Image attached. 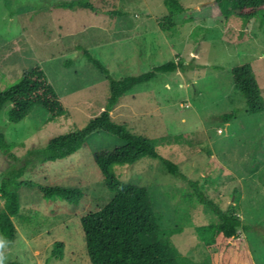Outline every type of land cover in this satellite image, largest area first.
<instances>
[{
  "label": "rangeland",
  "instance_id": "374dc122",
  "mask_svg": "<svg viewBox=\"0 0 264 264\" xmlns=\"http://www.w3.org/2000/svg\"><path fill=\"white\" fill-rule=\"evenodd\" d=\"M69 1L0 0V90L38 65L66 109L49 120L34 105L15 124L1 112L0 130L19 159L13 162L0 152V181L12 165H22L28 152L44 148L52 137L79 131L103 110L107 79L82 49L116 80L179 61L183 69L156 73L134 86L110 114L113 122L148 139L185 176L170 175L159 160L149 158L113 169L121 181L146 187L160 216L159 232L142 241L173 244L178 264H203L193 228L213 217L194 195L190 183L196 182L217 205L239 207L250 228L242 231L249 264H264V111L245 115L244 97L231 74L234 67L250 65L264 101V10L247 20L229 11L225 20L211 14V0H180L185 9L165 30L158 24L168 15L164 0L60 6ZM230 110L237 116L223 121L222 113ZM122 144L111 134L96 132L70 156L26 168L22 180L36 184L17 189L20 209L12 218L17 237L3 249L5 264H92L80 220L112 196L93 156ZM46 185L77 188L81 196L76 204L46 201L39 189Z\"/></svg>",
  "mask_w": 264,
  "mask_h": 264
},
{
  "label": "trees",
  "instance_id": "16d2710c",
  "mask_svg": "<svg viewBox=\"0 0 264 264\" xmlns=\"http://www.w3.org/2000/svg\"><path fill=\"white\" fill-rule=\"evenodd\" d=\"M88 0H70L61 3L62 7L77 4L88 7ZM211 14L213 16L228 15L247 20L254 18L264 10V0H211ZM168 15L158 24L167 30L175 24L172 19L175 14L184 11L180 0H164ZM231 11V13H228ZM116 11L112 10L111 13ZM119 14V13H118ZM224 20V21H225ZM82 54L86 60L105 75L108 82V94L101 113L89 120L79 131L55 136L48 140L44 148L28 152L21 161V166L14 167L13 162L18 157L10 149L5 134L0 130V152L7 155L10 168L0 181V196L4 206L0 209V235L6 246L12 244L17 237V229L12 218L19 213L20 186H35V182H24L22 176L29 166L36 163L54 162L70 156L81 148L85 139L96 132H105L122 141V145L109 151L94 154L93 160L100 173L104 186L112 192L106 204L96 211L81 217V228L84 235L86 252L92 264H178L177 248L168 242L142 241L143 237L151 239L159 232L160 216L154 211L151 195L144 186L123 182L115 175L113 169L117 166L131 165L143 158L159 160L166 171L177 178L185 180L178 166L169 159L160 156L148 139L139 136L123 125L111 120L110 114L119 98L134 86L154 78L156 73L175 72L183 69L179 61H167L152 67L149 71L138 75L113 79L107 69L85 49ZM68 62H66V65ZM234 88L244 97L247 113L258 114L264 111V101L261 91L250 65L243 64L231 70ZM34 105H39L49 120L65 114L66 109L60 95L49 82L44 70L36 65L29 71L22 73L17 82L4 90H0V115L4 111L9 124H15L25 118ZM237 116V112L230 110L223 112L222 120L228 122ZM194 195L213 220L195 225L194 237L203 250V264H249V248L245 244L243 230H249L239 215L237 206L222 207L205 196L196 182L190 183ZM42 198L46 201L59 198L70 204H76L81 196L77 188L59 185H46L39 188ZM59 250L61 245L56 246ZM7 264H18L16 260Z\"/></svg>",
  "mask_w": 264,
  "mask_h": 264
},
{
  "label": "clouds",
  "instance_id": "9594fccd",
  "mask_svg": "<svg viewBox=\"0 0 264 264\" xmlns=\"http://www.w3.org/2000/svg\"><path fill=\"white\" fill-rule=\"evenodd\" d=\"M61 97V96H60ZM6 247L3 240H0V264H5L6 256L3 249Z\"/></svg>",
  "mask_w": 264,
  "mask_h": 264
}]
</instances>
